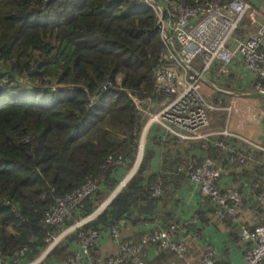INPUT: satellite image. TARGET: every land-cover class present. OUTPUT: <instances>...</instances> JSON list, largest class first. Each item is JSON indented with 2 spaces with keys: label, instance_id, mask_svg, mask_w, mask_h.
I'll use <instances>...</instances> for the list:
<instances>
[{
  "label": "trees",
  "instance_id": "obj_1",
  "mask_svg": "<svg viewBox=\"0 0 264 264\" xmlns=\"http://www.w3.org/2000/svg\"><path fill=\"white\" fill-rule=\"evenodd\" d=\"M177 1L195 5L203 0ZM243 24L246 21L238 30H243ZM160 46L156 16L142 0H0L2 254L26 246L21 263L36 260L46 246V235L70 225L68 219L59 225L42 223L57 195L71 192L88 177L102 178L95 193L72 211L78 221L92 215L130 172L142 124L126 91L140 97L153 93V67ZM107 80L113 86L98 93ZM93 94L98 98L88 106ZM219 138L243 150L235 138ZM201 144L167 136L159 170L152 168L155 147L143 150L125 184L81 226L98 231L92 264H107L109 255L101 253L100 244L114 226L179 222L175 190L189 181L185 171L193 158L200 162L208 155L215 161L243 165L231 162L228 152L220 148L207 152ZM261 156L262 163L256 167L264 172ZM118 157L123 164L113 161ZM158 181L163 190L153 196ZM79 231L68 232L36 264H65L79 248ZM185 242L184 259L167 250H161V255L169 258L166 252L170 253L174 264L202 261L205 247L192 256L194 243ZM250 246L247 243L245 250ZM144 249L141 258L153 264L144 260Z\"/></svg>",
  "mask_w": 264,
  "mask_h": 264
},
{
  "label": "built area",
  "instance_id": "obj_2",
  "mask_svg": "<svg viewBox=\"0 0 264 264\" xmlns=\"http://www.w3.org/2000/svg\"><path fill=\"white\" fill-rule=\"evenodd\" d=\"M142 1L152 8L156 16L161 46L153 67V93L140 97L126 91L135 107L138 122L142 124L138 140L139 161L146 135L156 126L163 134L175 137L180 142H201V147L207 152L220 148L228 152L231 162L244 164L250 159L248 151H239L231 143L219 138L231 137L229 131L209 129L208 111L221 108L230 110V107L206 101L200 93V86L206 81V75L212 71L221 76L230 74L233 63L239 59V63L254 80V91L264 95V0H257L258 7L254 5V0H203L195 5H187L177 0ZM257 16L261 19L255 25ZM243 20L255 27L245 38L236 40L233 46L235 33ZM112 86L113 83L107 80L98 87L97 92H105ZM97 98L93 94L89 98L88 106H92ZM154 137L158 144L165 143V138L161 135L155 134ZM240 141L249 149L264 153V144H256L246 139ZM111 159L109 156L108 160ZM113 161L123 164L120 157ZM224 171L211 156L206 155L200 162L195 158L190 160L189 168L185 172L189 182L213 205V217L218 221L237 225L240 239L245 244L251 243L244 251L243 264H262L264 224L250 223L240 214L239 205L243 195L239 187L220 185ZM127 179L119 183L118 190ZM101 180L102 178L88 177L71 192L54 198V203L44 213L42 223L59 225L68 219L70 225L58 234L46 235V246L36 260L21 263L27 247L20 246L9 255L0 252V264H36L75 228L80 229L79 248L65 264H92L91 250L97 242L98 231L93 228L81 229L92 216L76 221L72 218V211L95 193ZM243 186H248V183L244 182ZM162 190L161 182L158 181L152 187V195L159 196ZM256 202L264 209V176L256 192ZM186 229L185 223L171 222L154 232L144 233L137 241H133L120 238L119 229L114 226L110 234L117 242L118 253L109 255L107 264H122L125 261L130 264H145L140 252L152 245L184 259L187 245L184 239L178 237V231ZM202 262L218 264L214 249L210 245L205 246Z\"/></svg>",
  "mask_w": 264,
  "mask_h": 264
},
{
  "label": "crops",
  "instance_id": "obj_3",
  "mask_svg": "<svg viewBox=\"0 0 264 264\" xmlns=\"http://www.w3.org/2000/svg\"><path fill=\"white\" fill-rule=\"evenodd\" d=\"M254 1V5L258 7V1ZM260 19V16L256 17L255 25H257ZM243 21H246V24H243V30L241 29L242 31H236L232 41L233 46L236 44V40L245 38L255 27V25L251 26L247 20ZM208 76H210L211 79H209ZM208 76L206 77L205 82L212 85L216 91L210 101L213 104L215 103L222 107L228 106L230 103L225 98V96L228 95H232L234 97L244 95L262 96L258 95L254 90L252 91V84L254 80L251 74L244 70V67L239 63V59H236L233 63L230 74L227 76H221L215 71L209 73ZM236 89L244 90L246 93H240L236 91ZM247 106L248 110L251 109L254 115L258 117L257 125H243L241 126V129H245L249 137L254 139V143L264 144L263 104H247ZM258 109H260V112ZM210 111H214L216 114H214L215 119L209 123V129H226L230 132L231 137L235 139L237 138L236 143H241V139L253 141L233 130L234 125H231L229 122V113H227L225 109L221 108ZM155 134H159L162 138H165V141L167 140V135L163 134L158 127L153 126L146 135L143 150L146 148H152V146L155 147L156 150L155 157L152 161V168L153 170H159L164 149L162 148L163 144H156L154 137ZM239 147L248 151L250 159L247 160V163L238 166L231 165L229 163L227 164L223 159L220 161L217 160L216 162L225 169L219 183L221 186L232 185L239 187L243 195V200L239 205L240 214L250 223L264 224V209L256 202V192L259 188L260 181L263 178L262 176L264 175V172L256 166L262 163L261 160L263 156H261V152L251 150L244 144L242 146L239 145ZM260 156L261 159H259ZM244 182H247L248 186H243ZM175 198L179 205V214L177 216V220H179V222L177 223H185L187 228L186 231L179 230L178 237L184 239V241L190 239L194 243V249L190 255L196 256L198 254V251L196 250L204 248L206 245H210L214 249L215 258L218 264H243V254L246 244L240 239L239 228L237 225L228 221L221 222L216 220L213 217V213L210 212V202H208V200L200 194L198 188L189 181L183 182L179 188L175 190ZM198 212L199 215L197 216ZM162 226L163 223L159 220L141 222V224L136 226L124 224L119 229V236L122 238H139L142 234L152 231L154 232ZM100 251L105 255L118 253L117 242L111 235L100 244ZM161 253L162 251L160 249L152 245L144 249L143 257L146 263L154 261L153 264H174L173 260H171L173 258L170 253L166 252L170 259L167 257L164 258ZM189 264L203 263L200 258H195L192 263Z\"/></svg>",
  "mask_w": 264,
  "mask_h": 264
},
{
  "label": "rangeland",
  "instance_id": "obj_4",
  "mask_svg": "<svg viewBox=\"0 0 264 264\" xmlns=\"http://www.w3.org/2000/svg\"><path fill=\"white\" fill-rule=\"evenodd\" d=\"M207 76L208 75H206V77ZM208 78L211 79L210 76H208ZM236 91H238L240 93H242V92L246 93L244 90H240V89H236ZM200 93L202 94V96L204 97V99L206 101L210 102L212 100L213 94L216 93V91L212 85H209L207 82L203 81L201 83V86H200ZM220 96H221V94H220ZM225 98L230 104L228 106H223V107H230V110H225V111L227 113H229V122L231 123V125H234L233 130L240 133L241 135H244L245 137L249 138L250 140H253L251 142H254V139L249 137V135L247 134L245 129H241V126H243V125H248V126L257 125L258 117L256 115H254V113L251 111V109L248 110L247 104H256V105L263 104L262 107H263V111H264V96H251V95L245 96L244 95V96H240V97H234L232 95H228V96H225ZM210 103H212V102H210ZM258 111L260 112V109H258ZM214 114H216L214 111H208L209 123H211L215 119ZM247 162H245V163H247ZM120 238H122V237L120 236Z\"/></svg>",
  "mask_w": 264,
  "mask_h": 264
},
{
  "label": "water",
  "instance_id": "obj_5",
  "mask_svg": "<svg viewBox=\"0 0 264 264\" xmlns=\"http://www.w3.org/2000/svg\"><path fill=\"white\" fill-rule=\"evenodd\" d=\"M258 95H262V94H259V93H257ZM262 96H264V95H262ZM139 158V157H138ZM138 161H139V159H137V162H136V164H135V166H134V168L128 173V175H127V177L126 178H128L133 172H134V170H135V168L137 167V164H138ZM117 190H118V188H116L112 193H111V195L106 199L107 201H105L91 216H93V215H95L96 213H98L102 208H103V206L110 200V198L117 192Z\"/></svg>",
  "mask_w": 264,
  "mask_h": 264
},
{
  "label": "clouds",
  "instance_id": "obj_6",
  "mask_svg": "<svg viewBox=\"0 0 264 264\" xmlns=\"http://www.w3.org/2000/svg\"><path fill=\"white\" fill-rule=\"evenodd\" d=\"M138 155H139V154H138ZM138 155H137V156H138ZM141 155H142V153H141ZM137 159H138V157H137ZM137 159H136V162H137ZM140 159H141V158H140ZM138 163H139V162H138ZM135 164H136V163H135ZM137 165H138V164H137ZM134 166H135V165H134ZM134 166H133V168H134ZM133 168H132V169H133ZM136 168H137V167H136ZM134 171H135V170H134ZM127 175H128V174H127ZM131 175H132V174H131ZM131 175H130V176H131ZM130 176H129V177H130ZM126 177H127V176H126ZM126 177H125V178H126ZM129 177H128V178H129ZM125 178H124V179H125ZM124 179H123V180H124ZM126 181H127V180H126ZM116 188H117V187H116ZM116 188H115V189H116ZM110 195H111V194H110ZM112 197H113V196H112ZM112 197H111V198H112ZM111 198H110V199H111ZM102 204H103V203H102ZM103 207H104V206H103ZM96 214H97V213H96ZM90 216H91V215H90ZM88 217H89V216H88ZM92 217H93V216H92ZM83 219H84V218H83ZM81 220H82V219H81Z\"/></svg>",
  "mask_w": 264,
  "mask_h": 264
}]
</instances>
